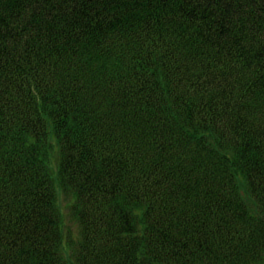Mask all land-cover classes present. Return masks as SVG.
<instances>
[{
  "label": "trees",
  "instance_id": "obj_1",
  "mask_svg": "<svg viewBox=\"0 0 264 264\" xmlns=\"http://www.w3.org/2000/svg\"><path fill=\"white\" fill-rule=\"evenodd\" d=\"M0 264H264V0H0Z\"/></svg>",
  "mask_w": 264,
  "mask_h": 264
},
{
  "label": "rangeland",
  "instance_id": "obj_2",
  "mask_svg": "<svg viewBox=\"0 0 264 264\" xmlns=\"http://www.w3.org/2000/svg\"><path fill=\"white\" fill-rule=\"evenodd\" d=\"M58 155L55 154L54 157V167L57 166ZM58 201L60 205V209L63 211L64 219H63V227L65 234L67 236L68 242L76 243L78 242L79 235V225L75 218H73L71 213V206L73 205L74 198L71 195H66L62 191L58 193Z\"/></svg>",
  "mask_w": 264,
  "mask_h": 264
}]
</instances>
